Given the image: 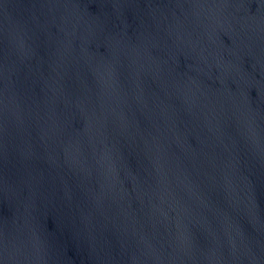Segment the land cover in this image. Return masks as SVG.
Returning <instances> with one entry per match:
<instances>
[{"label": "water", "instance_id": "obj_1", "mask_svg": "<svg viewBox=\"0 0 264 264\" xmlns=\"http://www.w3.org/2000/svg\"><path fill=\"white\" fill-rule=\"evenodd\" d=\"M0 264H264V0H0Z\"/></svg>", "mask_w": 264, "mask_h": 264}]
</instances>
